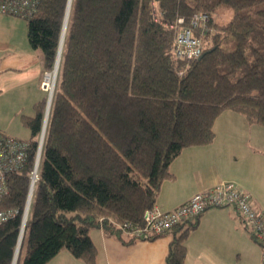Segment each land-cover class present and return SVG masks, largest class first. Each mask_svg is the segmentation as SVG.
Segmentation results:
<instances>
[{
	"label": "trees",
	"instance_id": "1",
	"mask_svg": "<svg viewBox=\"0 0 264 264\" xmlns=\"http://www.w3.org/2000/svg\"><path fill=\"white\" fill-rule=\"evenodd\" d=\"M66 3L35 0L30 16L9 13L26 19L28 43L42 51L41 77L56 61ZM221 6L232 12L225 22L214 15ZM196 13L206 14L193 29L202 53L178 58L176 32ZM45 104L44 96L33 115L20 116L29 136L16 138L27 157L7 174L0 209H22ZM224 110L264 125V0H70L15 264H45L64 248L94 264L93 228L123 243L144 239L120 225H142L162 182L173 177L171 161L185 147L210 143ZM199 215L168 229L164 264H185L184 239ZM19 223V213L0 223V264H12Z\"/></svg>",
	"mask_w": 264,
	"mask_h": 264
},
{
	"label": "crops",
	"instance_id": "2",
	"mask_svg": "<svg viewBox=\"0 0 264 264\" xmlns=\"http://www.w3.org/2000/svg\"><path fill=\"white\" fill-rule=\"evenodd\" d=\"M14 26L15 21L0 12V72H9L11 80L19 78L17 85L26 84L29 88L33 84L36 90L43 60ZM6 80L7 76L0 78V94ZM213 129L210 143L185 147L171 161L169 170L173 177L162 182L155 204L163 210L173 209L196 192L232 181L264 211V125L250 123L243 115L224 110L215 118ZM3 131L13 133L0 124V132ZM89 234L96 247L94 264H164L172 237L168 230L154 239L123 243L99 228L91 229ZM184 244L185 264H260L262 258L261 246L250 237L232 205L207 207ZM45 264L86 263L64 248Z\"/></svg>",
	"mask_w": 264,
	"mask_h": 264
},
{
	"label": "built area",
	"instance_id": "3",
	"mask_svg": "<svg viewBox=\"0 0 264 264\" xmlns=\"http://www.w3.org/2000/svg\"><path fill=\"white\" fill-rule=\"evenodd\" d=\"M35 0H0V11L3 13H12L20 16H30L34 9ZM206 20V14L196 13L192 17L188 26H181L174 38L172 52L181 59L197 58L202 53V46L199 37L194 35V28L201 25ZM181 23L182 19L179 18ZM55 74L53 70L44 71L41 78V85L45 89H52ZM42 137L44 129L41 131ZM26 143L16 137L5 133H0V199L7 192L6 178L7 174L16 171L26 161L25 152ZM42 157L41 140L36 146L33 164L28 172L30 178L27 201L22 214L27 221V207L29 197L33 193L34 183L39 179V165ZM33 195V194H32ZM233 203L242 216L245 224L250 229L254 239L258 241L262 248V258L260 264H264V211L257 208L252 202L251 195L239 188L234 182L226 181L203 191L196 192L186 202L176 206L173 209L163 210L156 204L146 209L143 213L142 225H132L124 222L120 226L129 234L137 238L147 239L158 236L166 232L173 225L195 215L201 214L207 207L221 206ZM23 211V210H22ZM21 213L17 208H1L0 223ZM22 220L20 228H22ZM24 224L22 230H25ZM24 232V231H23Z\"/></svg>",
	"mask_w": 264,
	"mask_h": 264
},
{
	"label": "rangeland",
	"instance_id": "4",
	"mask_svg": "<svg viewBox=\"0 0 264 264\" xmlns=\"http://www.w3.org/2000/svg\"><path fill=\"white\" fill-rule=\"evenodd\" d=\"M69 7H70V0H67L65 12H64V20H65V16H66V18H68ZM231 13L232 12L229 8L221 6L214 13V15H215V17H217V19L219 21L225 22L231 17ZM3 14L6 15L9 19H11V21H15L14 28H16L17 30L19 29L17 31L18 33H21V32L23 33V39H25V43L27 44L28 40H27V36H26V19L22 18L20 16L9 14V13H3ZM63 38H64V36H63ZM28 45H29V43H28ZM36 49H37V51H38V53L42 59V51L39 48H36ZM39 69H41V66ZM52 70L54 71L53 68H52ZM4 76L5 77L7 76V80L3 81L2 84H3V86H5V89L0 94V124L7 127V128H10L13 133L15 132L13 134L11 132L9 133L7 131H3L4 133H7L8 135L19 136L23 139H26L29 136V130H28V128L23 126L22 123L20 122V116L22 114L33 115V113H34L33 103L35 102V100L37 101V100H39V98H41L43 96H45V103H46V91L44 90V88L41 85V78L42 77H40L39 79L36 80V90H35V89H33V84H31L29 88L26 87V84H24V87L22 85H19V84L17 85L19 78L17 80H11V74L9 72H0V78L4 77ZM14 86H16V87H14ZM55 86H56V82H55ZM33 90H35L36 95L32 94ZM45 106H46V104H45ZM45 111H46V107H45ZM45 111H44V113H45ZM47 115H48V113H47ZM47 115H46V120H47ZM43 122H44V120H43ZM43 138H44V134H43ZM42 144H43V140H42ZM34 155H35V153H34ZM30 169H29V171H30ZM29 182H31V181H30V178L28 177V186H29ZM37 182L34 183L33 193H31L29 200H28L29 203H28V207L26 209L28 216H29L31 203L33 200V195L35 192ZM28 186H27V191H28ZM27 191H26V195L24 198V203H23L22 209L20 210L21 213L19 214L20 215V222L22 220V214L24 213V209L26 207L25 201H27V198H28L27 197ZM27 220H28V217H27ZM19 226H20V223H19ZM20 230H21V228L19 227L16 246L20 243V240H19ZM23 234H24V232L22 233V237H23ZM18 240H19V242H18ZM20 245H21V243H20ZM20 245H19L18 249H16V247H15L12 264H15L17 256L19 255ZM22 253H23V251H22ZM14 257H15V259H14ZM19 264H21V259H20Z\"/></svg>",
	"mask_w": 264,
	"mask_h": 264
},
{
	"label": "bare ground",
	"instance_id": "5",
	"mask_svg": "<svg viewBox=\"0 0 264 264\" xmlns=\"http://www.w3.org/2000/svg\"><path fill=\"white\" fill-rule=\"evenodd\" d=\"M67 21V20H66ZM66 21H64V28H65V26H66ZM65 31V30H64ZM63 36H64V32H63ZM62 41H63V39H62ZM60 44H61V47H62V42H60ZM61 47H60V45H59V47H58V52H57V56H56V61H55V63H54V65H53V69H54V74H55V79H54V81L56 80V78H57V68H58V63H59V58H60V51H61ZM52 68L51 69H49V70H52ZM46 71H48V70H46ZM56 72V73H55ZM56 82V81H55ZM55 82L53 83L52 82V89L51 90H49V89H45V91H46V111H45V113H44V122H43V126H42V129H41V131L45 128V125H46V115H47V112L49 111V107H50V102H51V98H52V95H53V92H54V88H55ZM41 131H40V134H39V138H38V143H39V141L41 140V142H42V140H43V137L41 136L42 135V133H41ZM26 223V219L25 218H23V220H22V224H21V226H22V228H23V226H24V224ZM22 228H21V230H20V234H19V240L21 241V237H22V233H23V230H22ZM19 242V241H18ZM20 245V244H19ZM18 249V248H17ZM17 251V250H16ZM14 259H15V257H14Z\"/></svg>",
	"mask_w": 264,
	"mask_h": 264
},
{
	"label": "water",
	"instance_id": "6",
	"mask_svg": "<svg viewBox=\"0 0 264 264\" xmlns=\"http://www.w3.org/2000/svg\"><path fill=\"white\" fill-rule=\"evenodd\" d=\"M67 14V13H66ZM67 20V18H66V16H65V20L64 21H66ZM64 30H65V28H64V26L62 27V34H61V38H60V42H62V38H63V32H64ZM60 47H61V44H60ZM48 113V112H47ZM46 117V116H45ZM20 244V243H19ZM19 244L16 246V249L19 247Z\"/></svg>",
	"mask_w": 264,
	"mask_h": 264
}]
</instances>
